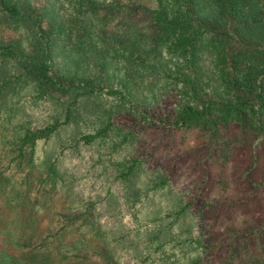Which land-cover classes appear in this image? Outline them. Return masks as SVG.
<instances>
[{"label":"trees","instance_id":"16d2710c","mask_svg":"<svg viewBox=\"0 0 264 264\" xmlns=\"http://www.w3.org/2000/svg\"><path fill=\"white\" fill-rule=\"evenodd\" d=\"M42 1L45 3L41 4ZM52 1L0 0V16L34 22V38L39 42L31 52L16 42H0V109L10 112L13 109L25 110L28 102L16 95L28 85L42 91L51 88L62 93L75 90L113 99L117 97L122 105L132 107L134 101L126 84L129 79L121 84L118 81L110 84L100 70H96L99 69V59L106 57L102 48L105 45L97 30L111 17L123 12L136 22H146L143 26L145 31L132 28L129 39L116 47L117 52L128 54L133 71H144L151 64L161 68L163 62L182 63L189 58L193 67L196 65L193 63H197L211 72L203 76L195 70L190 79H182L162 68V80L172 81L171 85L175 86L177 107L166 121L156 120L146 110L138 112L146 126L156 125L169 130L208 126L216 130L218 126L234 123L241 129L250 126L258 133L264 130V0H62L74 28L83 32L77 42L84 45L88 37H93V74L77 80L74 75L65 79L56 66L59 49L56 39H63L68 33L63 28V20L56 25L55 17L51 15L49 19L47 16ZM86 59L91 62V58ZM71 63L76 69L75 61ZM36 94L42 95L39 91ZM69 113L67 109L62 119H48L40 125H18L16 138L11 141L2 130L8 126V120L0 117V196L7 189H10L9 202L19 196V191L14 189L17 174L22 168H27L25 175L33 173L48 144L70 123ZM111 125L107 121L95 130L78 135L77 142L98 147L99 153L93 152L96 156L93 157V173L88 174H93L94 183L105 184L94 194L95 199L103 195L99 200L87 202L83 197L76 200V207L81 209L80 216H83L79 227L92 228L89 209L97 208L108 218L106 224L97 228L101 247H105L107 253L101 248L96 250L106 264H113L110 255L116 257L112 252L114 247L118 256L130 257L131 264H161L162 257L151 258L155 247L150 251L145 249L156 238L161 239L159 249L169 246L168 229L194 201L159 214L157 219L161 225L155 231L154 218L149 219L143 213V203L150 195L166 190L167 178L159 176L149 181L147 174L150 171H142L143 162L139 154L123 158L120 147L126 145V141L112 142ZM59 156L60 153L38 166L45 175L38 182L37 191L47 189L51 194L56 190ZM12 166L15 167L14 172ZM107 172H115L111 180L104 179ZM142 176L146 178L143 182ZM81 191L85 193L83 188ZM125 204L128 205L126 212ZM69 219L66 217L65 223L56 230L49 228L43 237L28 235L24 227L19 226L21 230L15 234L12 228L17 226L0 221V264L26 263L35 254L42 253L52 242L61 240V231ZM189 239L184 238L183 241ZM88 242L80 238L75 240L73 245L66 246L64 258H90L92 255L89 253L80 254L81 250L89 249ZM194 244L198 251L205 248L200 240ZM172 245V251H175L176 244ZM62 246L65 243L60 245V249ZM166 258L177 262L184 255Z\"/></svg>","mask_w":264,"mask_h":264},{"label":"rangeland","instance_id":"374dc122","mask_svg":"<svg viewBox=\"0 0 264 264\" xmlns=\"http://www.w3.org/2000/svg\"><path fill=\"white\" fill-rule=\"evenodd\" d=\"M50 3L47 16L49 19L54 16L56 25L63 20V28L68 33L63 39H56L59 46L56 66L60 68L61 76L67 79L74 75L75 80L92 76L93 37H88L84 45L78 43L83 32L74 28L62 0ZM145 24L144 20L136 22L121 12L97 30L105 45L102 48L106 57L99 59V69L96 70H100L110 84L112 81L121 84L129 79L126 84L134 101L132 107L122 105L117 97L113 99L75 90L62 93L51 88L42 91L28 85L16 95L28 102L25 110L13 109L10 112L0 109V117L8 120V126L2 130L9 141L16 138L18 125H40L48 119H62L67 109L71 118L70 123L48 144L33 173L25 175L27 168L19 171L14 186L19 196L9 202L10 189L0 196V221L17 226L12 228L15 234L21 230L19 226L24 227L28 235L43 237L49 228L58 229L65 223L66 217H70L61 231V240L52 242L42 253L20 264H106L96 250L101 248L107 253L106 248L101 247L97 228L106 224L108 218L97 208L89 209L92 228L81 226L80 229L83 216H80L81 209L76 207L75 202L81 197L93 202L94 194L105 186L102 182L94 183L93 174H88L93 173V157H96L93 152L98 151V147L83 145L77 139L79 134L95 130L107 121L112 123V142L126 141V145L120 147L123 158L139 154L143 162L142 171H150L147 174L149 181L159 176L167 178L166 190L150 195L143 203V213L149 219L154 218L155 231L161 225L157 219L159 214L162 215L168 208L178 209L187 201H194L168 229L169 246L159 249L161 239L156 238L145 249L156 248L151 258L162 257L161 264H264V130L258 133L250 126L241 129L234 123L218 126L216 130L208 126H191L185 130L146 126L138 112L146 110L156 120L166 121L177 107L175 86L171 85L172 81L167 83L162 80V68L182 79H190L195 70L203 76L211 72L197 63H193L196 64L193 67L189 58L182 63L163 62L161 68L151 64L144 71H133L128 54L117 52L116 47L129 39L132 28L145 31ZM34 28V22L0 16V42H16L22 49L31 52L39 45L34 38ZM86 58H91V68ZM71 61L77 64L76 69ZM102 64L103 67H100ZM38 91L42 95L36 94ZM59 153L56 190L51 194L47 189L37 191V184L45 175V171H40L38 166L46 164ZM12 171H15L13 166ZM114 174L107 172L104 179L111 180ZM145 179L142 176L141 182ZM136 196L142 199L139 194ZM124 207L126 212L128 205ZM79 238L89 241V249L81 250L80 254L89 253L92 256L76 260L64 258L66 246L73 245ZM184 238L190 239L185 242ZM196 240H200L205 248L196 250ZM64 243L65 246L60 249ZM172 244H176L175 251H172ZM112 252L116 256L110 255L113 264H131L130 257L118 256L115 247ZM175 254H183L184 258L177 262L166 258Z\"/></svg>","mask_w":264,"mask_h":264}]
</instances>
